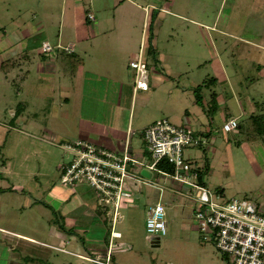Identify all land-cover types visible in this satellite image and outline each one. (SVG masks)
I'll return each instance as SVG.
<instances>
[{"label": "rangeland", "instance_id": "374dc122", "mask_svg": "<svg viewBox=\"0 0 264 264\" xmlns=\"http://www.w3.org/2000/svg\"><path fill=\"white\" fill-rule=\"evenodd\" d=\"M150 34L154 54L142 39ZM69 42L84 60L76 77ZM140 49L151 70L148 89L133 95L129 62ZM4 59L13 67L0 68V264H231L197 227L188 196L197 191L139 168V183L113 212L87 183L62 182L61 170L77 157V141L113 151L129 141L147 162L143 130L167 118L209 134L185 155L198 167L209 162L210 191L253 198L264 210V0H0ZM231 115L239 126L226 132ZM158 198L167 228L152 246L145 219Z\"/></svg>", "mask_w": 264, "mask_h": 264}, {"label": "built area", "instance_id": "2783aa9c", "mask_svg": "<svg viewBox=\"0 0 264 264\" xmlns=\"http://www.w3.org/2000/svg\"><path fill=\"white\" fill-rule=\"evenodd\" d=\"M87 16L94 19L92 14ZM42 48L49 51L48 42H43ZM63 50L72 52L71 47H64ZM143 59L140 49L137 59L129 62L134 71L133 95L138 90L148 89L150 70ZM237 126V119L232 117L222 124L226 132L235 130ZM142 135L144 151L148 153L147 162L140 160V155L130 147L129 141L121 151L89 141H77L70 146L77 157L65 164L62 182L87 183L113 205V212H118L117 207L127 197L129 187H135L140 181L138 169H145L149 175L154 171L161 175L163 182L167 179L174 184L175 181L198 192L195 197L188 195L194 201L192 210L197 227L204 238L230 259L231 264H264V210L253 198L231 197L225 200L222 192L210 191L204 179L199 180L197 162L190 155H185L189 148L207 145L209 137L190 126L175 125L167 118L149 124ZM167 165L172 171L166 168ZM165 215V204L159 198L148 206L145 229L151 235L150 239L166 233ZM91 260L95 264H109L95 258Z\"/></svg>", "mask_w": 264, "mask_h": 264}, {"label": "trees", "instance_id": "16d2710c", "mask_svg": "<svg viewBox=\"0 0 264 264\" xmlns=\"http://www.w3.org/2000/svg\"><path fill=\"white\" fill-rule=\"evenodd\" d=\"M151 39H152V35L150 34V36H149V44H150L151 47H153L152 44H151ZM152 51H154V47L152 48V50L149 49L148 50V53L150 54V53H152ZM152 54H154V53H152ZM65 56H67V58H69L71 60L72 75H73V72L75 71L76 67L79 66V64H81L82 60L80 58H78L76 54H74L72 52H69V54H66ZM154 62H155V65H156L157 64V61L155 60ZM12 65L13 64L10 63L8 59H5V60H2L1 61L0 68L1 69H4V70H6V69L8 70V69H11L13 67ZM147 66H149L148 63H147ZM213 79H214V81H216V78L214 76H213ZM200 88H201V86L198 85L194 89L195 90L194 93H196L195 94L196 102L198 104H201L202 105L203 104L202 103V99H201L200 94H199ZM213 100H214V98L211 99V101H213ZM249 118L252 120V124L250 126L251 127V130H253L255 133L260 132V130L262 128L261 117H258L256 115H253V116H250ZM238 126H239V123H238ZM205 135L208 136L209 134L206 133ZM64 166H65V164L62 167V170H61L62 173L64 172V169H63ZM166 168H168L170 171H172L170 165H167ZM209 168H210V165H209V162L208 161H205L202 167H200V168L199 167H196V170L198 172L199 180H203L204 179L205 174L209 171ZM143 174H148V172L143 171ZM220 192H222V191H220Z\"/></svg>", "mask_w": 264, "mask_h": 264}, {"label": "crops", "instance_id": "0c3cea01", "mask_svg": "<svg viewBox=\"0 0 264 264\" xmlns=\"http://www.w3.org/2000/svg\"><path fill=\"white\" fill-rule=\"evenodd\" d=\"M121 5V3L119 4H116V7H118V6H120ZM168 5V4H167ZM166 5V6H167ZM87 14H91L90 12H88ZM94 17V16H93ZM184 17H186V16H184ZM87 19H89L88 18V16H87ZM89 20H95L96 21V18L94 17V19H89ZM190 23H192L193 25H195V26H199V27H202V25H201V23L198 21V20H194V19H189L188 20ZM100 24V21H98V24H96L95 26H97L96 27V30H98L97 28H98V26H100L99 25ZM119 24H118V21H113L112 22V24L110 25V27L111 28H115V27H117ZM215 25V23L213 22L212 23V26L211 27H213ZM120 26V25H119ZM118 26V27H119ZM110 28V29H111ZM109 29V30H110ZM93 30H95V29H93V26L91 27V31L93 32ZM151 31H152V26H151ZM94 33V32H93ZM147 37H146V35H143V37H142V39H143V41H145V40H147L146 39ZM151 41H152V39H151ZM43 42H47L46 40L45 41H43ZM9 44H10V46H12V42L10 41L9 42ZM15 45H17V44H15ZM67 47H71L72 48V53H74V54H76L75 53V50H74V48H75V45H74V43L73 42H69L67 45H66ZM66 52V51H65ZM39 53V52H38ZM40 55H41V59L42 60H50L49 59V57H46L44 54H41V53H39ZM66 54H69V52H67ZM77 55V57L78 58H80L81 60H82V62H81V64H79V66H77L76 67V69H75V71L73 72V77H76L77 76V74H78V72H80L81 71V69H82V65L84 64V60L82 59V57L80 56V55H78V54H76ZM52 57V56H51ZM7 58V57H6ZM161 58L163 59V56L161 55ZM5 60V59H4ZM42 60H41V62H42ZM74 60V59H73ZM131 61V60H130ZM41 66V65H40ZM149 70H151V68H149ZM259 75L261 76V77H264V67H262V68H260L259 69ZM215 77V76H214ZM159 79H161V80H164L165 79V77H163L161 74L159 75V77H158ZM133 86V85H132ZM132 94H133V90H132ZM236 118L237 119V122H238V118H237V116H229L228 118ZM227 118V119H228ZM238 127V126H237ZM251 128V127H250ZM100 139L101 140H103L105 143H110V142H112L111 140H110V137L109 136H105V135H100ZM116 141V140H115ZM117 142V141H116ZM102 144V143H101ZM103 145V144H102ZM105 146V145H104ZM76 222V220H71V222L74 224V222ZM73 226V225H72ZM117 233H120L119 231H116ZM121 234V233H120ZM89 240V239H88ZM90 241V240H89ZM91 242V244L93 243V241H90ZM152 244V243H151ZM121 245H123V244H121ZM91 246H93V245H91ZM152 246H154L153 244H152ZM121 250L122 248L120 247H118V248H113V250ZM80 253H78V255H79Z\"/></svg>", "mask_w": 264, "mask_h": 264}, {"label": "water", "instance_id": "95a60500", "mask_svg": "<svg viewBox=\"0 0 264 264\" xmlns=\"http://www.w3.org/2000/svg\"><path fill=\"white\" fill-rule=\"evenodd\" d=\"M151 240V243L154 245V246H158L159 245V241L158 239H150Z\"/></svg>", "mask_w": 264, "mask_h": 264}, {"label": "clouds", "instance_id": "9594fccd", "mask_svg": "<svg viewBox=\"0 0 264 264\" xmlns=\"http://www.w3.org/2000/svg\"><path fill=\"white\" fill-rule=\"evenodd\" d=\"M155 239H158V241H159V238H155Z\"/></svg>", "mask_w": 264, "mask_h": 264}, {"label": "bare ground", "instance_id": "6f19581e", "mask_svg": "<svg viewBox=\"0 0 264 264\" xmlns=\"http://www.w3.org/2000/svg\"><path fill=\"white\" fill-rule=\"evenodd\" d=\"M116 234H117V233H116ZM116 234H115V235H116ZM117 235H119V234H117Z\"/></svg>", "mask_w": 264, "mask_h": 264}]
</instances>
